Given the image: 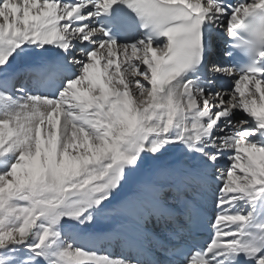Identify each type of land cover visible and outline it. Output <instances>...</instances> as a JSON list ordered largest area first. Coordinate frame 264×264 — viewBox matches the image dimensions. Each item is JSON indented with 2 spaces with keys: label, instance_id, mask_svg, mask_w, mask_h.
<instances>
[{
  "label": "snow or ice",
  "instance_id": "obj_1",
  "mask_svg": "<svg viewBox=\"0 0 264 264\" xmlns=\"http://www.w3.org/2000/svg\"><path fill=\"white\" fill-rule=\"evenodd\" d=\"M264 0H0V264H264Z\"/></svg>",
  "mask_w": 264,
  "mask_h": 264
}]
</instances>
